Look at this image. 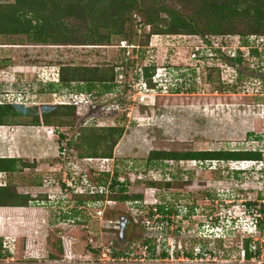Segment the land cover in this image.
<instances>
[{"label": "rangeland", "instance_id": "obj_1", "mask_svg": "<svg viewBox=\"0 0 264 264\" xmlns=\"http://www.w3.org/2000/svg\"><path fill=\"white\" fill-rule=\"evenodd\" d=\"M12 1L0 0V4ZM183 3L168 2L166 6L180 16L191 15V4ZM160 17L169 23L166 13ZM74 27L83 28L79 23ZM124 29L125 35L102 46L35 47L28 45L25 36H0V101L6 99L9 104L35 108L39 114L43 105L67 103L71 99L79 102L75 114L69 116L60 109L58 116H50L53 123L48 130L40 116L45 129L34 131L41 135L38 140H44L45 146L47 142L56 144L57 155L53 161L35 159L32 167L41 172L31 177L44 181L50 192L40 195L39 206L44 212L38 218L30 219L32 222L16 220L15 226L8 229L14 234L0 238L4 247L0 250V264H96L97 259L106 262L108 256L104 253L111 249L123 256L130 254L128 262H134L142 255L145 240L152 247L148 252L162 259V264L167 261L168 264H262L264 257L247 260L243 249L248 231L255 233L259 246L261 238L264 239V224L255 230L248 212V207L264 212V160L202 165L194 161L174 162L153 170L145 169V159L152 150H260L264 155V48L262 52L257 50L258 55L242 46L240 36L229 38V44L239 46L238 51L243 52L241 63L219 67L220 85L212 82L200 86L203 79L197 77L194 67L190 70L193 65L190 45L199 42V38L155 34L145 43L151 26L135 14ZM34 60L40 67L39 74L20 78V70ZM113 66L118 74L114 87L109 93H88L92 95L91 102L82 95L85 85L75 83L68 88L52 84L62 67ZM125 67L129 68L132 81L137 80L135 76L143 67H152L168 86L170 74L176 76L181 71H177L179 67L183 73L189 72L187 77L194 78L193 83H198L190 94L154 90L139 101L140 90L128 86L131 80L123 86L121 71ZM31 82L40 87L34 88ZM45 83L50 89L52 86V91ZM149 101L154 104L148 106ZM33 109L28 111V117H4L0 123L34 126ZM115 126L123 127L124 132L113 148L111 159L84 160L78 156L73 142L79 138L81 129ZM39 142L35 145L41 151ZM105 171L110 175L119 173L118 179L127 182L126 193L140 195L141 199L136 203H120L106 198L79 204L75 195L98 189V173ZM151 181L160 184L149 187L147 183ZM165 182L171 183L169 188L164 187ZM157 206L173 212L165 215L154 212ZM118 216L131 219L130 224L120 229L116 224ZM150 225L155 227L153 234L148 229ZM160 229L164 232L167 229V234L159 233ZM180 247L191 257L171 255L173 249ZM163 250L172 258L163 261Z\"/></svg>", "mask_w": 264, "mask_h": 264}, {"label": "trees", "instance_id": "obj_2", "mask_svg": "<svg viewBox=\"0 0 264 264\" xmlns=\"http://www.w3.org/2000/svg\"><path fill=\"white\" fill-rule=\"evenodd\" d=\"M168 2H176L182 5L184 4L183 2H188L191 4L192 9L190 8V12L192 14L180 16L177 11L173 13L166 6ZM161 13H166L170 17L169 23H164L163 18L160 17ZM134 14L144 21L146 25L151 26L150 32L146 34L145 43L148 42L151 35L166 34L198 37L199 42H204L208 46L207 50L213 54L211 61L203 56L201 58L203 63H197L195 67L201 69V73L195 71L197 77L202 78L204 81L200 86H205L206 83L210 84L212 82L215 85H220L221 70L219 67L224 65L228 67L239 66L241 63L243 52L237 51L236 55L231 56L222 51L224 47H232L229 44V38L240 36L239 38H242L243 41L242 46L250 48L249 50L257 54V50H263L264 48V0H13L7 4H0V36H25L26 40L30 43L28 45L35 47L39 45H110L114 38L126 34L124 25L131 21ZM78 23L83 28L74 27ZM105 30L106 33L103 32ZM29 63L35 64L36 60ZM128 69V67H125V70L121 71L123 86L126 85L125 80H131L128 85L130 88L132 87L130 85L136 82L144 81L146 84L148 91L138 97L139 101L144 95L150 94L154 90L158 91L165 86L162 85V83L165 84L164 81L161 83H154L152 81L155 71L152 67H143L141 73L135 76L136 81H132V76L130 77ZM176 69L177 71H181L177 76L172 77L171 75L169 77L168 92L170 94H190L194 92L196 89L194 88V84L198 82L195 81L193 83L195 79L190 75L187 77L189 72L183 73V68L177 67ZM117 76L118 74L114 66L93 68L62 67L59 71V81H53L52 84L54 83L58 86L60 83L68 88L75 83L85 85V95H82L84 99H89L91 102L92 95L88 93L94 91H96V93L94 92L95 94H99L100 91V93H109L118 80ZM5 101L6 99L0 101V120L4 117L16 115L20 118L28 117V111L33 109L25 108L22 105L9 104ZM70 101L67 103L43 105L41 114L37 113V109L34 108L32 110L34 116L32 118L30 116L31 123L34 126H40V116L42 115L43 125L47 127L52 126L51 123L53 121L50 119V116H58L56 114H58L60 109L65 110L69 116L70 114H75V109L79 105L74 104L75 100L71 99ZM150 102L146 104L152 106L154 103ZM123 132L124 128L119 126L100 129L83 128L81 129V134L78 136L79 138L75 139L76 144L73 142V146L81 159L91 160L99 158L108 160L112 158L113 148L121 138ZM70 144L67 145L70 146ZM145 160V169L153 168V170H156L174 162L194 161L202 165L207 162L262 161L264 160V155H262L260 150L245 151L232 149L182 152L152 150ZM7 161L6 159H0V170L11 172L18 170L13 164L14 161ZM32 165L24 164L22 168H25V166L32 167ZM98 174L99 180L96 183L98 189L87 190L84 193L78 192L75 195L79 204L101 202L102 200H106V198V201L120 203H136L141 199L140 195L126 193L127 182L126 180L120 181L118 179L119 173L115 172L110 175L109 172L105 171ZM159 184L155 181L147 183L149 187H157ZM163 184L166 188H169L171 185L170 182ZM106 185H108L109 191L108 189L106 190ZM40 201H42L40 195L32 198L29 195H17L5 186L0 187V207L21 208L30 206L31 204H38ZM154 212L165 215L171 214L173 211L172 209L165 210L163 206H157ZM261 212L264 214L262 209ZM255 221L257 222L256 229L258 225L261 229L264 224V218L262 220L256 219ZM148 229L152 230L153 234L155 227L150 225ZM159 233L163 235L164 233L167 234V229L165 232L160 229ZM152 238L155 237H149V239ZM149 242L147 240L143 242L144 248L148 251L152 249L150 245L147 246ZM250 242V238L244 240L245 258L247 260L252 256L249 251ZM2 247L3 245L0 242V250ZM164 250L161 253L162 258H169L171 255L186 258L191 257L184 247L173 249L171 255ZM104 254L108 256V260L104 262L103 259H97L96 264H135L120 260L127 259L130 254L123 256L121 252L114 249L108 250ZM99 261L101 262L99 263Z\"/></svg>", "mask_w": 264, "mask_h": 264}, {"label": "crops", "instance_id": "obj_3", "mask_svg": "<svg viewBox=\"0 0 264 264\" xmlns=\"http://www.w3.org/2000/svg\"><path fill=\"white\" fill-rule=\"evenodd\" d=\"M28 47V46H25ZM34 48V47H30ZM23 68V67H22ZM38 68L35 64L27 63L23 70H20L19 77H33L34 74H39ZM22 75V76H21ZM23 79V78H22ZM23 80H21L22 82ZM52 82V81H49ZM43 83V82H42ZM44 84V83H43ZM47 84V83H45ZM31 85L35 87H40V84L34 85V82H31ZM49 84H47L48 89ZM52 87V86H51ZM52 91V88L50 89ZM37 93V91H34ZM36 128H44L43 125L40 126H26L20 124H1L0 125V159H6L7 162H13L17 167V171L11 172L6 170H0V187L5 186L7 189L16 193L17 195H29L32 198H35L41 194H48L50 192L49 187L43 184V182L36 181L31 176H38L37 174L41 172L38 167H29L24 164H33L34 160L38 158H50L53 161V158L57 155V146L54 142H47L46 146L45 141L38 140L40 137L38 133L34 130ZM46 129L50 127L46 126ZM52 136V134H50ZM49 135V136H50ZM41 139V138H40ZM52 139V138H51ZM40 141V142H39ZM36 142H39V150ZM44 147V149H43ZM30 150L25 152V150ZM35 149V150H34ZM43 150V151H42ZM42 152V155L41 153ZM29 153V154H27ZM40 153V155L38 154ZM31 154V155H30ZM38 154V155H37ZM46 154V155H44ZM42 156V157H40ZM30 160V161H27ZM28 172H36V175H27ZM47 180V179H46ZM40 204H31L27 207H0V238H7L6 236H11L14 234V231L8 230L10 226H15L13 223L18 219H23L24 221H30V219H36L40 216V213L44 212V209L39 206ZM28 219V220H27ZM39 223L41 220L38 221ZM37 222V224H38ZM36 224V225H37ZM18 226V225H17Z\"/></svg>", "mask_w": 264, "mask_h": 264}, {"label": "built area", "instance_id": "obj_4", "mask_svg": "<svg viewBox=\"0 0 264 264\" xmlns=\"http://www.w3.org/2000/svg\"><path fill=\"white\" fill-rule=\"evenodd\" d=\"M196 38H198V37H196ZM207 48H208V46H206L204 42H197V43H194V44L190 45V61L193 64V65H190V70H191L192 67L195 68L197 63H200V64L203 63L201 61V58H203V56L208 58L209 61H211V58H212L213 54L210 53L207 50ZM238 49H240L239 46L230 47V48L229 47H227V48L224 47L222 49V51L225 52V54H227V55L233 56V55H236V52L238 51ZM259 49H260V47H259ZM259 52H262V50L260 49ZM188 69H189V67H188ZM195 70H196L197 73L200 72L199 68H195ZM139 73H141V71H139ZM127 81L128 80H125V82H127ZM152 81L154 83H158V82L161 83L163 81V79H160L159 73L156 71L154 73V75L152 76ZM162 85H165V84L162 83ZM130 86H132L131 88L132 89L134 88V90L135 89L140 90L139 95H142V94H144L145 92L148 91L144 81L136 82V83H134L133 85H130ZM158 87H159V85H158ZM164 89L167 90V91L169 90L168 86H163V88L159 89V90L162 91ZM249 213H252V215H253V217L255 219H263L264 218L262 213L259 212L258 210H256L254 207L249 209ZM260 241H261V245L259 246L258 243H257V238H254V236L252 237L251 242L249 244V251L252 254V256H251V258L249 260L254 261L259 256L260 257H264V239L261 238ZM243 253H244V258H245V250L244 249H243ZM120 260H123V261L127 262L128 260H131V258H127V259L125 258V259H120ZM145 260H149L150 261L148 264H162V263H160L162 259H157L151 253H149L146 248H144V251L142 252V255L138 259L137 258L134 259L133 263L140 264V262H144ZM163 261H167V259H163ZM168 263L169 262L167 261V264ZM163 264H165V263H163ZM262 264H264V262Z\"/></svg>", "mask_w": 264, "mask_h": 264}, {"label": "clouds", "instance_id": "obj_5", "mask_svg": "<svg viewBox=\"0 0 264 264\" xmlns=\"http://www.w3.org/2000/svg\"><path fill=\"white\" fill-rule=\"evenodd\" d=\"M173 69V68H172ZM171 69V70H172ZM157 70L155 69V71H154V73L156 72ZM173 73V72H172ZM172 73L170 74V76L172 75ZM154 75V74H153ZM169 76V77H170ZM177 76V75H176ZM172 77H175V76H173L172 75ZM54 82H58L59 81V77H58V79H54L53 80ZM79 102H76V101H74V104L75 105H77ZM244 162H246V163H249V162H253V161H244ZM262 170V168L259 170V172ZM251 208H253V207H251ZM249 209H250V207H248V212H249ZM259 212H261V210H259ZM262 213V212H261ZM262 215H264L263 213H262ZM249 218L251 219L250 221H252V224H253V226H254V229L256 230V225H257V222L255 221L256 219L253 217V215H252V213H250L249 214ZM262 220V219H261ZM250 229H251V227H250ZM248 233H249V235H248V238H250V239H252V237L255 235V233H253V231L251 230V231H248ZM247 238V239H248ZM167 252V251H166ZM180 257H182V256H180ZM163 259H167V260H169V258H163ZM185 259H187L186 257H185Z\"/></svg>", "mask_w": 264, "mask_h": 264}, {"label": "flooded vegetation", "instance_id": "obj_6", "mask_svg": "<svg viewBox=\"0 0 264 264\" xmlns=\"http://www.w3.org/2000/svg\"><path fill=\"white\" fill-rule=\"evenodd\" d=\"M130 222H131V219H128V218L126 219L123 216H118L116 219V224L119 226L120 229L121 228L124 229V226L130 224Z\"/></svg>", "mask_w": 264, "mask_h": 264}]
</instances>
